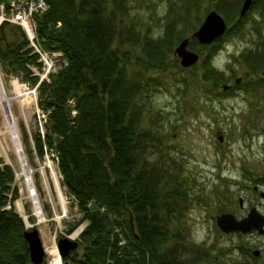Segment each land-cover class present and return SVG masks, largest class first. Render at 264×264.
I'll return each instance as SVG.
<instances>
[{
    "label": "trees",
    "instance_id": "16d2710c",
    "mask_svg": "<svg viewBox=\"0 0 264 264\" xmlns=\"http://www.w3.org/2000/svg\"><path fill=\"white\" fill-rule=\"evenodd\" d=\"M47 1L50 9L37 19L38 33L45 48L64 52L67 64L38 88L39 105L50 112L47 134L34 136L35 149L41 158L48 149L56 150L64 185L88 221L79 248L64 257L63 263L185 264L178 245H171L180 236L171 234L169 222L182 210L179 200H186L187 193L165 172L164 165L152 160L157 145L148 143L141 123L142 108L135 101L140 85L129 80L125 61L113 47L122 6L116 13L107 0ZM192 1L194 6L199 2ZM242 1L224 0L232 5L230 11H236L235 24L212 43L203 61L204 80L215 86L226 79L211 58L228 36L243 31L251 11L264 10V0H253L249 11L238 16ZM166 30L162 38L145 44L140 64L148 69L165 66L164 45H172L184 35L174 24ZM27 45L20 26L2 24V64L7 70L21 72L25 81L36 82L27 64L36 63L38 56ZM242 57L254 69L264 67L262 51L248 50ZM70 100L77 110L74 117ZM13 181V170L8 165L0 167V264H33L24 237L25 222L13 207L5 208L11 190L12 202L19 195Z\"/></svg>",
    "mask_w": 264,
    "mask_h": 264
},
{
    "label": "rangeland",
    "instance_id": "374dc122",
    "mask_svg": "<svg viewBox=\"0 0 264 264\" xmlns=\"http://www.w3.org/2000/svg\"><path fill=\"white\" fill-rule=\"evenodd\" d=\"M107 2L114 12L119 9L118 6H122V12H116L118 36L113 47L125 61L129 80L140 85L135 101L142 108V127L147 131L148 143L151 146L156 144L155 151L159 153H155L152 160L164 165L165 172L187 193L186 200H179L184 205L182 210L174 214L169 222L171 234L180 236L178 241L172 240L171 245H178L181 262L264 264V234H226L217 224V216L225 212H231L240 219L252 207H257L264 214V197L261 196L264 191V182L261 181L264 178V81L261 80L264 78V67L254 69L242 57L248 50L264 53V10L258 8L260 12L251 11L243 22V31L228 36L220 51L211 58V63L226 79L215 86L213 81L204 80L203 67L212 44L202 45L197 39L191 40L189 49L200 54V61L190 68H182L175 49L199 28L210 10H217L228 26H233L236 11H230L231 4H224V0H199L195 6L192 0ZM243 2L238 7V16ZM172 24L184 35L172 45H164L165 66L148 69L140 64L145 56L147 40L162 38L167 33V26ZM58 26H62V23ZM0 68L4 88L7 95L12 97L15 95L13 80L19 77L22 82L26 76L23 79L21 72L11 68L7 70L1 60ZM237 77H242L241 83L236 86L241 89L232 93L224 91L223 85L235 86ZM29 82L32 86L36 83ZM37 96L39 102V89ZM11 108L18 120L23 147L28 163L34 169V180L47 215L53 218L54 207L46 198L40 162L45 163L49 159L55 164L60 185L67 197L68 218L63 219L62 226L53 220L50 222L58 243L63 236L71 237L78 227L83 226L84 230L88 221L83 217L78 201L64 185L56 150L48 149L43 158L36 152L34 136L39 132L44 133L42 136L47 134L46 122L43 121L41 126L36 108H29L28 103L21 106L13 100ZM2 122L3 110L0 107V128ZM219 136H222V141ZM10 144L8 137L0 135V167L8 165L13 170L12 187L19 191L13 201L16 207V201L22 197L24 176L16 179V174L22 170L21 163ZM47 173L55 188L49 168ZM170 186L172 184L169 183ZM12 194L11 190L9 195L12 197ZM26 210L28 218H23L26 228L39 229L37 219L32 214L31 202ZM28 222L32 225L28 226ZM122 233L120 236L124 238ZM80 235L74 239L80 241ZM254 250H259L260 255L255 256ZM45 261L49 264L47 253Z\"/></svg>",
    "mask_w": 264,
    "mask_h": 264
},
{
    "label": "bare ground",
    "instance_id": "6f19581e",
    "mask_svg": "<svg viewBox=\"0 0 264 264\" xmlns=\"http://www.w3.org/2000/svg\"><path fill=\"white\" fill-rule=\"evenodd\" d=\"M3 3H5V0H0V4ZM13 86H14L15 95L9 97L7 95V92H5V88L3 84V75L0 72V107L3 110V122L1 127L2 129L0 128V135H4L5 137H8L11 143L10 145H12L21 163L22 170L20 173L16 174V179L17 178L19 179L21 175L24 176L22 189H21L22 197L16 201V207H14V203L11 201V199L10 201L12 207L14 209L16 208L20 213L17 212L16 209L15 211L20 216L22 215L23 216V217L21 216L22 218L25 217V219L28 218L26 206L28 203L31 202V206L33 210L32 214L37 219L36 225L39 226L40 236L41 239L43 240L46 253L49 256V264H63L62 262L63 258H61V254L55 240L56 238L51 231L52 229L50 226V222L51 220H53L57 223L58 226H62L63 219L68 218L69 208H68L67 197L60 185V180L58 177L55 164L49 159H47L45 163L40 162L39 170L42 176V185L46 191V198L54 207L53 218L49 217L45 212L43 203L41 201V196L39 194L36 182L34 180V176H33L34 169L28 163L27 155L23 147L20 128L18 126V120L13 114L11 108V101L13 100L19 102L21 106H24L25 103H28L29 108H31V103L29 102V96L30 94L33 93V91L32 90L28 91L26 89H23L21 82L16 80L13 82ZM33 99L34 97L31 96V101ZM48 168L51 171V178L55 184V188H53V185L50 182V178L47 173ZM54 189L56 191L55 193H54ZM31 225L32 224L28 222V226ZM82 231H83V226L78 227L73 231L70 238L71 239L77 238L79 234L82 233Z\"/></svg>",
    "mask_w": 264,
    "mask_h": 264
},
{
    "label": "water",
    "instance_id": "95a60500",
    "mask_svg": "<svg viewBox=\"0 0 264 264\" xmlns=\"http://www.w3.org/2000/svg\"><path fill=\"white\" fill-rule=\"evenodd\" d=\"M253 0H244L240 15H245L250 9ZM228 29L226 19L215 9L210 10L202 24L195 30L190 37L184 38L176 47L175 54L180 58V64L183 68H189L197 64L200 60V54L189 49V44L192 39H197L202 45H209L216 39L225 34ZM241 77L236 79V83L241 81ZM230 84H224L223 89L228 90ZM222 141V136H219ZM257 189L258 186H255ZM264 197V191L261 192ZM242 201V200H241ZM217 224L222 232L229 234L233 232H240L242 234H249L253 231L260 235L264 234V214L258 210L257 207H252L249 213L243 218H237L231 212H225L217 216ZM24 237L28 244L30 258L33 264H43L46 260V250L43 245L40 232L38 228H26ZM79 240L71 239L70 237H61L58 240L57 246L59 248L61 258L66 257L74 249L79 247ZM254 255L259 256L260 251L254 250Z\"/></svg>",
    "mask_w": 264,
    "mask_h": 264
},
{
    "label": "built area",
    "instance_id": "2783aa9c",
    "mask_svg": "<svg viewBox=\"0 0 264 264\" xmlns=\"http://www.w3.org/2000/svg\"><path fill=\"white\" fill-rule=\"evenodd\" d=\"M50 9V4L47 0H5V3L0 4V27L4 22L17 24L22 27L28 39V46L32 49V53L38 56L37 64L28 63L27 68L31 71L32 77H39V80L34 86L29 81H22L23 89L33 91L31 106L38 113L41 126L43 121L47 122L48 112L42 109L38 102L37 90L43 81H51V74L58 72L66 66L67 60L64 52L60 49L49 50L45 48L43 41L38 33V17L47 13ZM60 24V23H59ZM0 72L1 68H0ZM19 81V77L14 81ZM31 87L33 89H31ZM6 92V90H5ZM73 107L72 116H76L77 110L74 108V101H69ZM11 196L6 205V209H11Z\"/></svg>",
    "mask_w": 264,
    "mask_h": 264
},
{
    "label": "flooded vegetation",
    "instance_id": "af4514ba",
    "mask_svg": "<svg viewBox=\"0 0 264 264\" xmlns=\"http://www.w3.org/2000/svg\"><path fill=\"white\" fill-rule=\"evenodd\" d=\"M237 78H239V77H237ZM241 78H242V77H241ZM241 81H242V79H241ZM241 81H240L239 83H236L235 86H234V85H231V87H230L227 91H229V92L232 93V92L235 91V90H239V89H241V87L236 88L237 84H240Z\"/></svg>",
    "mask_w": 264,
    "mask_h": 264
}]
</instances>
